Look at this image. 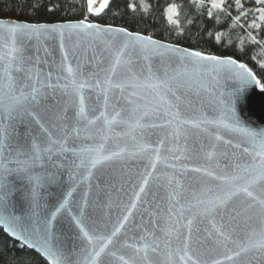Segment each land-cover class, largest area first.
I'll return each instance as SVG.
<instances>
[{
	"label": "water",
	"instance_id": "water-1",
	"mask_svg": "<svg viewBox=\"0 0 264 264\" xmlns=\"http://www.w3.org/2000/svg\"><path fill=\"white\" fill-rule=\"evenodd\" d=\"M0 21L23 22L4 18H0ZM80 22L85 25L95 24L102 29L122 28L88 21L40 24L66 25ZM127 32L150 37L129 30ZM152 39L179 49L197 51ZM19 43L28 58L26 67L31 69L32 79L28 82L40 89L43 94L41 100L49 108L48 112L43 113L46 127L50 128L54 138L66 139L64 146L67 151L56 156L57 162L64 165L59 169L58 179L38 188V207L30 209L28 203L21 199L20 191H17L3 213L23 216L24 226L37 231L22 233L21 226L0 222V228L7 235L48 262L49 258L40 250L45 222L66 201L65 207L52 221L53 243L62 244L73 264H78L86 255H77L79 247L73 248L74 243L79 244L76 239L79 230L72 217H78L81 208L85 212L86 226L95 227L101 235H110L123 222L124 217L128 216L119 235L120 242L134 244L136 248L158 245L155 253L151 251V247L148 249V256L153 264H167L169 252L176 264H183L179 261V255L183 253L177 255L176 249L180 240L187 235L186 225L189 219L193 220V247L199 248L201 259H218L222 264H264V251L255 248L241 253L240 257L234 256L232 261L225 258L234 251H239L237 244L244 245L248 242L252 228L259 232L261 225L258 204L249 213L254 217L250 222L251 228H242L233 233L225 246L218 247L213 252L207 250L210 245V241H206L208 234L216 235L213 223L216 228L224 225L223 230L228 232L234 223L245 218L243 209L247 204L254 203L251 197L238 193L228 200L223 209H217L214 216L202 215L204 205H198L195 199H212L217 195H224L228 185L216 177L235 175L240 172L237 164L243 166L258 163L259 157L253 160L251 146L237 132L217 124L200 123V127H193L192 123H180L184 120L202 122L205 119L221 118L214 99L237 86V81L229 73L223 70L214 72L208 68L196 70L190 62L181 63L177 54L172 52H167L164 56L152 51L145 52L139 43L123 33L105 31L97 34L94 29H65L63 35L60 32L45 33L30 40L23 39ZM125 43L129 45L127 48H124ZM121 50L124 51L121 63L115 65L117 54ZM5 51L0 48V54ZM4 63L5 61H0V69ZM149 65L155 76L160 78H164L165 70L169 76L182 73L177 77L182 87L175 81L172 82L183 103L179 108V120H173L171 124L168 123L171 117H163L161 110L156 107L155 93L148 87L154 82L148 72ZM68 67L73 69V73L67 71ZM113 67L114 73L111 71ZM12 75L16 78L22 73L13 68ZM6 82L7 78L0 73V84ZM81 84L84 86L79 87ZM81 96L84 99L85 119L77 115ZM168 98L172 99L171 94ZM237 111L243 125L256 130L264 129V88L254 82L248 85L238 102ZM117 112L120 113L119 116H116ZM106 118L112 123H105ZM89 119L96 123L89 125ZM137 122L141 127H134ZM25 127L24 124L19 125L20 132L23 133ZM75 129H79L78 134ZM217 135L222 139L216 140ZM237 144L240 147H235ZM141 146H146V150L140 151ZM244 147H249L250 153H244ZM87 149H102L105 156L112 153L121 155L92 167L91 160L95 151L89 152ZM157 153L159 160H156ZM4 155L7 156L8 153L5 152ZM81 160L85 161L82 166ZM41 164L44 166L41 167ZM9 167L14 168L16 165L10 164ZM197 168L200 169L199 172L194 171ZM45 171L51 173L57 170L46 161L38 162L33 168L34 173L43 174ZM209 172L212 175H207ZM0 174L7 175L3 173V169H0ZM7 179L14 182L17 189H20L21 184L27 188L32 187L27 181L17 179L15 174L7 175ZM141 187L145 189L142 193ZM250 190L254 196L264 199V181L253 185ZM69 192L71 195H68ZM170 196L173 198L170 199ZM237 212L241 215L233 221L232 217ZM9 228H15L17 234L13 235ZM178 232L181 235L178 236ZM21 235L28 236V242L21 239ZM258 238L253 236V239ZM197 240L202 243L197 245ZM167 242H170V246ZM32 244L35 247L30 246ZM132 251L123 248L119 254L127 258ZM140 255L143 256V253Z\"/></svg>",
	"mask_w": 264,
	"mask_h": 264
},
{
	"label": "snow or ice",
	"instance_id": "snow-or-ice-1",
	"mask_svg": "<svg viewBox=\"0 0 264 264\" xmlns=\"http://www.w3.org/2000/svg\"><path fill=\"white\" fill-rule=\"evenodd\" d=\"M94 0H88L89 11H92V5ZM203 3V0H200ZM236 6L242 8L241 0H235ZM257 4L264 5V0H256ZM108 0H103L101 9L107 6ZM224 0H211V8L223 10ZM100 9H97L99 11ZM259 13V20L264 22V7L257 8L255 10ZM170 13L169 19L172 15L176 14V5H171L168 9ZM209 16L212 12L209 11ZM241 15H246L242 12ZM236 21H239V17H236ZM252 27H259L258 24L253 22ZM82 28L85 30L94 29L97 34L101 32L123 33L125 36L131 38L132 41L139 43L142 50L145 52L152 51L157 55L164 56L167 52L177 54L181 63L190 62L194 69L208 68L214 72L221 70L230 74L231 78L237 81V86L231 88L227 92H222L219 96H216L214 103L221 112V118L216 120L205 119L202 122L180 121V123L187 124L192 123L193 127H200V123L217 124L233 132H237L241 135L244 142L251 146V153L249 147H244V153L253 154V160L259 157L258 163L251 165H239L236 167L240 169L235 175L227 177H216V179L224 180V183L228 185L224 195H217L212 199L195 198L198 205H204L201 212L202 215L214 216L217 214V209H223L233 196L238 193H244L247 197H251L254 203L247 204V207L243 209L245 218L241 222L234 223L228 232L224 231V225L220 228H216L213 223V228L216 229V235L212 233L208 234L206 241H210L208 247L209 252L215 251L218 247L225 246L226 242L231 239L233 233H237L242 228H251L250 222L254 219L253 215L249 214L254 205H259L258 216L260 219V230L252 228L249 232L248 242L244 245L237 244L239 251H234L232 255H228L225 258L229 261L233 260V257H240L241 253H246L250 249L255 248L260 251H264V199H260L253 195L250 190L253 185L258 182L264 181V129L256 130L243 125L240 121V117L237 111V105L240 101L245 88L253 82L264 88V84L257 79L255 73L246 64L238 62L232 57H221L218 55L205 54L201 51H193L189 49H179L173 45L161 44L158 41L153 40L151 37H142L139 34H133L127 32L126 29H102L95 24L85 25L83 22L78 24H66V25H46V24H31L27 22H10L3 23L0 21V48L6 51L0 54V61H5L4 66L0 69V73L7 78V82L0 84V169H3V173L7 175L15 174L17 179L21 181H27V184L31 185V188H27L26 185L21 184L20 189H17L14 182H10L7 179V175L0 174V222H6L9 224L15 223L21 226L22 233L37 231L29 229L24 226L23 216H17L15 214L4 215L7 210L9 201L15 197L17 191H20L21 199L28 203L30 209L38 207V188L45 183H52L58 179L59 169L64 165L58 163L56 156L58 153H64L67 151L65 148L66 139L54 138V135L49 127H46L45 118L43 113L48 112L49 108L43 104L40 89L33 84H29V80L32 79L31 69L26 67L27 57L25 56V49L19 41L23 39H32L33 37H39L45 33L60 32L63 35L65 29ZM217 41L221 39V35L217 34ZM255 41V37H251ZM128 43L124 44V48H127ZM124 51L121 50L116 57L115 65L121 63V57H123ZM65 58L66 54H65ZM145 59H148L145 56ZM130 63V61H128ZM264 67V65H262ZM15 68L16 72L22 73L20 77L14 78L12 75V69ZM67 71L71 74L73 69L67 68ZM115 72V67L111 69ZM150 78L154 81L148 85L152 92L155 93L156 107L161 110L163 117H171L168 123L171 124L173 120H179V108L183 103L182 97L177 95L174 90L172 82L175 81L178 86L182 87L177 80V77L182 73L177 72L176 75L169 76L167 70L164 71V78L155 76L151 66L148 67ZM75 85V81H73ZM51 86V85H50ZM81 84L79 87H83ZM116 87H121L116 85ZM30 89V91L28 90ZM171 94L172 99L168 96ZM188 103H191L190 101ZM175 109V111H173ZM135 110V109H134ZM66 111V110H65ZM77 115L81 119H85L84 99L81 96L78 105ZM120 113H116L119 116ZM147 115V112H145ZM59 118V117H58ZM226 118V119H225ZM115 119V118H114ZM226 120L228 122H226ZM95 120L89 119L88 124L94 125ZM105 123H112L105 119ZM26 125L25 131L22 133L19 130V125ZM155 127L156 125H152ZM134 127H141L137 122ZM77 134L79 129H75ZM222 137L217 135L216 140H221ZM225 143H231L225 141ZM235 147H240L239 144ZM146 150V146H141L140 151ZM86 151H95V156L91 160V166L95 167L97 164L104 160H111L114 156H119L121 153H112L105 156L101 150L87 149ZM8 155L5 156L4 153ZM210 156L212 153L209 154ZM156 160H159V154L156 155ZM41 161H46L52 168L57 171L48 173H34V166ZM10 164H15L16 167H9ZM81 166L85 164L84 160L80 161ZM44 165L41 164V167ZM155 164H153V168ZM199 172L200 169H194ZM91 174V173H89ZM212 175V173H207ZM147 184V180L144 181ZM144 187L140 188V192H144ZM208 191H211L210 189ZM68 195H71L69 192ZM179 195V193H175ZM173 197L170 196V199ZM139 199V196H137ZM65 203L60 204V207L55 212L51 213V219L45 222V228L43 230L41 245V252L49 258L48 264H73L69 254H66L65 248L62 244L53 243L54 233L52 232V221L56 219L57 213L65 207ZM135 207V205H133ZM131 213H129L130 215ZM241 213L237 212L236 216H233V221L237 220ZM75 225L79 232L76 239L79 244H73V248L79 247L80 252L77 255L86 254L83 259L78 261V264H153V261L148 256V249L150 245H145L143 248H136L134 244H122L119 240L121 229L124 228L125 223L128 220V216H125L123 222L115 227L110 235L98 234L95 227H89L85 224V212L84 209H80V215L73 216ZM93 225L95 222H92ZM192 224L193 220L187 221V235L180 240V244L176 249V254L179 255V261L183 264H222V261L218 259L203 260L199 254V248L193 247L192 243ZM9 231L13 235H16L15 228H9ZM170 235V233H168ZM181 235L178 232V236ZM253 236H258V239H253ZM21 239L28 242V236L21 235ZM235 243V241H233ZM170 246V242H167ZM202 242L197 240L196 244L200 245ZM35 247V244L30 245ZM127 248L132 249V254L127 258L123 254H119L120 249ZM158 245L151 247L153 253L157 252ZM71 252V249L68 250ZM143 253V256L140 255ZM191 253V254H190ZM19 264H31L26 259H21ZM167 264H176V261L172 258V253H168Z\"/></svg>",
	"mask_w": 264,
	"mask_h": 264
},
{
	"label": "trees",
	"instance_id": "trees-1",
	"mask_svg": "<svg viewBox=\"0 0 264 264\" xmlns=\"http://www.w3.org/2000/svg\"><path fill=\"white\" fill-rule=\"evenodd\" d=\"M101 3L94 0L89 11L88 0H0V18L34 24L88 21L118 26L206 54L233 57L264 84V22L255 11L264 5L256 0H241L242 8L235 0H224L223 10L212 9L211 0L202 4L200 0H108L102 9ZM171 5H176L175 21L168 18ZM253 22L259 27H252ZM21 259L48 264L0 228V264H19Z\"/></svg>",
	"mask_w": 264,
	"mask_h": 264
},
{
	"label": "rangeland",
	"instance_id": "rangeland-1",
	"mask_svg": "<svg viewBox=\"0 0 264 264\" xmlns=\"http://www.w3.org/2000/svg\"><path fill=\"white\" fill-rule=\"evenodd\" d=\"M102 3H103V0H102ZM101 3V4H102ZM169 15H170V13L168 12V18H169ZM171 21H175V15H172V17H171Z\"/></svg>",
	"mask_w": 264,
	"mask_h": 264
}]
</instances>
